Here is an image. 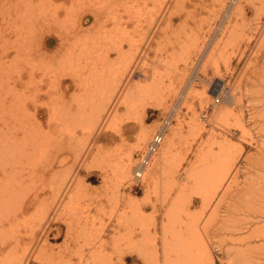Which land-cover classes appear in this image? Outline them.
I'll list each match as a JSON object with an SVG mask.
<instances>
[{
  "label": "rangeland",
  "instance_id": "rangeland-1",
  "mask_svg": "<svg viewBox=\"0 0 264 264\" xmlns=\"http://www.w3.org/2000/svg\"><path fill=\"white\" fill-rule=\"evenodd\" d=\"M26 1H6L5 5L10 6L7 11L0 3V28L4 34L0 39L3 79L10 76L8 71L13 68L12 43L21 23L15 12H24L27 16L30 10L43 9L42 0ZM232 1L234 3L231 0H147L139 3L144 8L140 11L143 14L141 27L125 16L124 49L133 61L126 70L123 60L114 59L115 72H125L120 81L125 87L121 97L140 80L151 82L154 76L166 87L162 105L155 101L130 113L129 108L119 102L111 114L104 113V120L94 123L97 114L92 113L90 104L100 97L79 105L86 94L72 97L81 82L76 77L72 83V77L67 79L69 87L63 97L57 99L51 95L42 101L47 113H41L38 122L29 114L5 113L0 109V128L14 129L13 123L20 119L27 128H40L37 132L44 141L35 159H31L33 154L21 155L15 160L9 158V169L17 180L24 182V191L27 194L41 192V202L10 222L8 235L0 237L9 242L8 247L0 251V264H16L19 257L27 254L30 256L27 264H84L81 254L97 252L99 244L105 254L116 256L125 233L121 224L125 206L132 198L144 203L149 190L141 180L138 183L132 180L133 187L126 186L125 179L121 180L111 170L113 166H121L122 170L137 174V178L144 174L154 180L161 178L157 186L153 184L157 188L151 189V202L143 209L144 218L153 222L145 218L150 237H162V220L169 201L180 190H187L192 198L188 213L194 214L201 223L203 240L214 257L212 264L241 262L235 259L241 256L238 253L241 249L232 240L247 237L250 229L252 232L254 227L264 226V221L250 222L255 216L248 208L253 202L251 199H257L264 191V0ZM111 58H115V54L112 53ZM156 67L159 70H155ZM66 78L60 79L65 81ZM216 80L223 83L219 92L227 94L220 101H215L216 94L211 92L208 83ZM181 95L183 98L179 100ZM55 101L58 105L63 102L67 120L50 110ZM170 120L172 124L167 127L154 156L146 165L138 166L141 153L147 151L163 122ZM192 120L196 121L195 128H192ZM90 122L92 129L87 126ZM15 126L21 130L20 122ZM248 139L253 141L250 143ZM169 142L172 143L170 155L176 163H163L164 167L160 168L156 162L164 158L163 151ZM209 146L214 150L212 153L220 152L222 147L226 158L238 171L236 181H239L231 182L234 185L231 184L229 195L221 200V205L215 202L206 209L202 198L192 192L187 173L201 152H211ZM42 169L47 173L44 182L36 178ZM167 173L169 178L164 176ZM52 175L63 182L59 195L53 183L50 184ZM245 192L249 193L244 195ZM73 193L78 195L75 205L68 203ZM249 197L252 202L247 203ZM216 205L220 208L215 209ZM44 209L47 211L45 222L42 220ZM215 211L216 215L210 218ZM231 216L232 220L236 218L241 225L248 226V230L231 231ZM41 222H44L43 230L48 228L47 231L40 232L39 237L28 243L25 231ZM16 229L21 233L18 237ZM263 241L258 243L253 239L250 245H261ZM158 246L162 252V246ZM244 254L251 255V260L259 256L253 251ZM34 255L41 256V261H36ZM127 264L144 262L132 255Z\"/></svg>",
  "mask_w": 264,
  "mask_h": 264
},
{
  "label": "bare ground",
  "instance_id": "bare-ground-1",
  "mask_svg": "<svg viewBox=\"0 0 264 264\" xmlns=\"http://www.w3.org/2000/svg\"><path fill=\"white\" fill-rule=\"evenodd\" d=\"M6 1L10 2V0H2L0 2L3 4L4 11H7L8 7H10L5 5ZM146 1L42 0V7H40L43 9H38V12L30 10L27 16L24 12V14L22 12H15L20 17L21 23H18L19 25L16 28V32H18L15 33L16 36L12 43L11 63L13 64V68L8 71L10 76L3 79L0 73V109L5 110V113H23L24 116L29 114L38 122V116L41 113H44V115L47 113L42 101L48 99L51 95L57 99L63 97L67 92L66 89L69 87V81L67 79L72 77V83L76 77L81 81L78 84L79 89H75L72 97H75L77 94H86L84 98L79 100V105L91 102L96 96L100 97L98 101L95 100V102L90 104L92 113L97 114L94 117V123H97L99 119L104 120V113L108 112V114H111L119 102L127 106L129 108L128 112L130 111V113L133 111L137 112L140 108L144 109L146 106L152 105V103L155 104V101L157 102L156 104L162 105L166 87H164L162 81L158 80V78L153 76L151 82L140 80L139 83L128 88L124 96L121 97L125 87H123L124 82L120 84V81L123 80L125 72H115L116 65L114 59L118 62L123 60V64L126 65V70L128 69L129 63L131 64V61H133L131 54L127 53L124 49L123 35L127 31L125 30L126 26H124L126 21H123V19L125 16H129V21L141 27V17L143 14L140 11L144 10V8L139 3ZM231 2L233 1L231 0ZM3 18L5 19V17ZM3 35L0 28V39H3ZM112 53L115 54V58H111ZM3 75L5 74L3 73ZM63 76L67 77L65 81H61L60 79ZM208 83L212 87L211 92L213 94H217L221 86H223L220 80ZM219 95L220 101L227 94L226 92H219ZM181 98H183V95L179 97V100ZM50 108V110L55 111V114H60L61 119L67 120L63 102H60L58 105L57 101H55L51 104ZM172 120L163 122L161 130L158 131L162 136L161 141L165 137L167 127L172 124ZM16 122H20V131L15 126ZM15 123H13L14 129L10 127L0 128V237H6L8 235L12 227L10 222L16 221L20 216L33 208V206L41 202V192L27 194L24 191V182L17 180L12 170L9 169L10 165H8L9 158L10 160L13 158L15 160L18 156H30L32 154L31 159L36 158V153L41 150L44 143L40 132H37L40 128H27L25 123L20 119H17ZM191 124L193 125L192 128L196 127L194 126L196 125V121L191 122ZM87 126L92 129V122ZM244 128L243 126L241 130L244 131ZM67 130L69 131L70 128H67ZM250 139H248L249 142ZM161 141L156 142L154 137V140L149 143L147 151L141 153L138 166H143L148 163L151 156H154L153 153L156 152ZM171 146L172 143L169 142L168 148L163 151L164 158L158 162L155 161L158 166L160 165V168L164 167L163 163L169 165L175 162L170 155ZM209 149L211 150L210 146ZM212 150L211 152L208 150L207 153L205 152L206 150L201 152L198 161L192 165L189 170L190 172L187 173V177H189L187 181L192 183V192H196L202 198L205 208L211 207L215 202L219 204L230 191L231 184H233L231 182L236 183L239 181H236L238 171L233 167V162L226 158L227 155L223 153L222 147L220 152L212 153ZM109 166L111 165L109 164ZM120 167L113 166L111 170H114L121 180L125 179V185L128 187H133L134 184H131L132 180H135L136 183H138V180H141L143 184L145 183L144 185H146L147 191L149 190L148 192L150 193L151 189L154 190L158 183L161 182V178L154 180L146 174L137 178V174L129 173ZM124 171L129 175H125ZM168 174L164 176L169 178L170 176ZM46 176L47 173L42 169L36 178L44 182L47 178ZM49 179L50 184L53 183L52 185L55 186L57 194L59 195L63 182L59 181L56 175H52ZM155 183L156 186H153ZM263 187L261 188L263 189ZM188 192L187 190H180L169 201L162 220V237L160 235L159 237H150L148 222H152V220L149 221L145 217L148 221L146 222L144 218L143 209L145 205L151 202L150 194L147 193L144 203L133 198L129 199L130 202L125 206L124 217L121 221L125 233L123 234L124 237L121 238L117 255L110 254L108 256V254H105L103 249H100L99 241H97L99 244L97 252H90L84 256L81 254V261H84V264H127L128 257L137 255L138 258L143 260L144 264H212L214 257H212L211 248L203 240L201 223L194 214L191 215L188 213L189 210H187V207L191 198L188 196ZM246 193L248 194L249 192H245L244 195ZM244 195L242 197H245ZM77 196V193L70 195L68 203L77 204ZM250 199V197L247 199V203L253 202L251 205L249 204L248 208H250L255 217H252V221H249L254 223L264 221V191L261 192V195L257 199L253 198L251 199L252 201ZM43 203L45 202L43 201ZM216 206L215 209L220 208L218 205ZM46 214L47 211L44 209L42 215L44 222L46 220ZM215 215L216 211L209 217L213 218ZM235 219H231V224L228 220L232 228L231 231H244L248 228V226L241 225V221ZM8 222L9 226H7ZM44 222L25 231V234L29 238L28 243L31 244L32 240H35V237H39L40 232L45 234L48 229L47 226L50 224L47 223V229L43 230L42 226ZM206 224L208 225L209 223ZM209 225L211 226V224ZM255 228L254 230L252 228V232L251 229L249 230L250 233L247 237H237L232 240L236 245L238 244L237 248L240 247L241 249V251L239 250L240 252L237 251L239 254L241 253V256H236L235 259H240L242 263L264 264V244L257 246L250 245L253 239H257L258 243L264 240V226ZM15 232H17L16 237L20 236L19 229H16ZM8 245L9 242L0 239V251L8 247ZM158 245L162 246V252H160ZM252 251L255 253L258 252L259 256L251 260V255L248 256L244 253H251ZM233 255L235 256L236 254ZM29 257L28 254L19 257L16 260V264H27ZM34 259L41 261V256L34 255ZM241 262H237V264H242Z\"/></svg>",
  "mask_w": 264,
  "mask_h": 264
},
{
  "label": "built area",
  "instance_id": "built-area-1",
  "mask_svg": "<svg viewBox=\"0 0 264 264\" xmlns=\"http://www.w3.org/2000/svg\"><path fill=\"white\" fill-rule=\"evenodd\" d=\"M217 96H216V101H219V99H220V95H219V92L216 94ZM161 135L159 134V133H157L156 134V136H155V140H156V142H160L161 141Z\"/></svg>",
  "mask_w": 264,
  "mask_h": 264
}]
</instances>
